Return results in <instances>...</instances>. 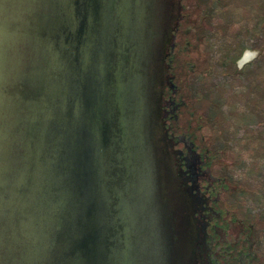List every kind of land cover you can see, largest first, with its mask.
Segmentation results:
<instances>
[{
    "label": "water",
    "instance_id": "95a60500",
    "mask_svg": "<svg viewBox=\"0 0 264 264\" xmlns=\"http://www.w3.org/2000/svg\"><path fill=\"white\" fill-rule=\"evenodd\" d=\"M210 10L208 0H0V264H197L191 188L162 118L171 44L178 132L202 152L214 207L223 217V194L251 193L224 177L235 164L226 143L202 133L195 103L218 106L189 89V75L209 77ZM248 37L222 77L263 53L264 21Z\"/></svg>",
    "mask_w": 264,
    "mask_h": 264
},
{
    "label": "rangeland",
    "instance_id": "374dc122",
    "mask_svg": "<svg viewBox=\"0 0 264 264\" xmlns=\"http://www.w3.org/2000/svg\"><path fill=\"white\" fill-rule=\"evenodd\" d=\"M208 5L211 10L205 19L203 39L206 46L200 51L210 56L211 68L205 72L209 77L202 81V73L189 75V89L204 99L209 97L218 106L206 100L195 103V111H202V119L209 123L202 133L213 135L205 138L217 149L226 143L223 157L235 164L228 167L224 177L229 184L243 186L251 192L223 194L221 199L226 207H237L239 217L263 220L264 51L251 67H243L242 76L222 75L234 70L232 64L225 65L230 54L236 59L243 47L242 39H248L249 31H256L264 21V0H208ZM254 232L262 239L254 249L264 260V223L257 222Z\"/></svg>",
    "mask_w": 264,
    "mask_h": 264
},
{
    "label": "flooded vegetation",
    "instance_id": "af4514ba",
    "mask_svg": "<svg viewBox=\"0 0 264 264\" xmlns=\"http://www.w3.org/2000/svg\"><path fill=\"white\" fill-rule=\"evenodd\" d=\"M171 52L172 44L167 51L165 62L166 81L162 99V118L177 173L182 183L191 188L198 239L197 264H257L260 255L254 249L256 239L252 224L245 222L232 209L226 211L222 217L219 210L214 207L219 191L215 184L205 179L207 173L201 168L202 152L198 150L194 138L178 132L180 129L176 121L185 102L178 96V88L173 75L170 74ZM225 186H227L225 192L233 190L229 184ZM221 220H224L225 228L221 227Z\"/></svg>",
    "mask_w": 264,
    "mask_h": 264
},
{
    "label": "clouds",
    "instance_id": "9594fccd",
    "mask_svg": "<svg viewBox=\"0 0 264 264\" xmlns=\"http://www.w3.org/2000/svg\"><path fill=\"white\" fill-rule=\"evenodd\" d=\"M249 54H251V55L253 56V58H255L256 56L259 55L258 51H256V50H253V49H247V50L245 51V56H247V55H249Z\"/></svg>",
    "mask_w": 264,
    "mask_h": 264
}]
</instances>
